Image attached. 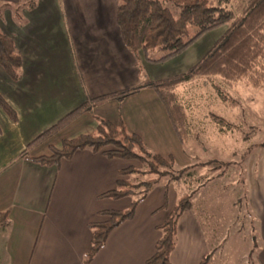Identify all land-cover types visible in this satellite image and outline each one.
<instances>
[{
	"label": "crops",
	"instance_id": "1",
	"mask_svg": "<svg viewBox=\"0 0 264 264\" xmlns=\"http://www.w3.org/2000/svg\"><path fill=\"white\" fill-rule=\"evenodd\" d=\"M31 1L34 4L28 7ZM117 2L0 0V30L13 40L21 58L17 81L10 80L0 66V96L16 118L9 120L0 107V221L25 230L31 218L38 220L26 264H83L91 240L88 223L106 219L101 211L124 209L130 203V197L115 199L103 193L115 187L118 171L132 165V160L109 158L89 148L76 150L57 164L36 163L20 156L39 133L85 99L141 83L116 24ZM15 9L20 17L14 16ZM181 55L183 52L165 64L174 62L175 67ZM141 62L151 78L149 73L154 69L148 72L150 64ZM151 92L139 88L124 98L148 96L155 103L150 105L151 115L147 110L136 111L145 132L134 133L155 153L171 155L174 164L172 152L163 154L159 149L171 142L177 143L178 150L181 143L161 101ZM152 116L160 118L159 127H147V117ZM94 126L78 134L89 133ZM39 152L35 149L25 155ZM184 159L181 157L177 165L187 166L189 160ZM256 166L248 161L244 181L252 233L258 241L254 244L255 258L264 264V158ZM173 184L165 189L163 183L154 184L136 204L132 217L108 232L87 264H146L159 237L156 226L179 197ZM204 259L205 264L217 260L212 257L191 201V207L177 219L169 263L200 264Z\"/></svg>",
	"mask_w": 264,
	"mask_h": 264
},
{
	"label": "trees",
	"instance_id": "2",
	"mask_svg": "<svg viewBox=\"0 0 264 264\" xmlns=\"http://www.w3.org/2000/svg\"><path fill=\"white\" fill-rule=\"evenodd\" d=\"M33 4L31 1L28 7ZM13 14L16 18L20 17L17 9ZM115 20L122 42L134 59L141 83L85 99L39 133L20 153V156L36 163L57 164L61 159L69 158L74 151L89 148L109 158L136 160L141 165L140 169L132 166L120 169L115 187L103 193V196L115 199L130 197V203L124 209L101 211L100 214L106 219L88 223L91 240L83 264H87L101 248L111 229L132 217L136 204L154 184L161 181V176L168 175V169H173V158L171 155L162 156L146 151L140 136L126 129L121 119L111 122L98 117L92 131L61 138L56 147L48 143L47 152L26 156L31 146L49 140L66 122L89 111L94 105L108 100L121 101L139 88H149L157 95L179 143L183 144L188 130V112L191 111H188L190 108L186 110V101L183 103L178 98L176 90L180 84L205 78L222 103H226V98L219 86L213 83L215 78L227 86L243 81L253 88H264V0H118ZM221 26L224 28L212 44L185 70L157 80L146 76L141 60L149 64H162L180 55L205 33ZM0 66L10 80L20 78V55L13 40L1 30ZM0 107L9 120H16L14 111L1 96ZM205 115L220 132H225V126L231 125L211 112ZM146 174L151 177L131 183V175ZM173 181L167 179L163 182L164 189ZM190 207L188 195L177 198L164 221L156 226L159 237L146 264H170L169 254L175 243L177 219L183 210ZM205 262L206 259L200 264Z\"/></svg>",
	"mask_w": 264,
	"mask_h": 264
},
{
	"label": "rangeland",
	"instance_id": "3",
	"mask_svg": "<svg viewBox=\"0 0 264 264\" xmlns=\"http://www.w3.org/2000/svg\"><path fill=\"white\" fill-rule=\"evenodd\" d=\"M223 28H214L199 37L184 50L175 67L172 66L174 62L150 64L148 72L154 69L152 74L149 73L150 79L157 80L185 70L212 44ZM205 80L196 78L180 84L176 90L179 100L186 101V110L190 108L188 111H191L188 112L186 141L178 150H175L177 143L168 142L166 147H160L159 151L163 154L172 152L174 164L173 169H168V175L161 176L159 183L167 179L174 180L172 183L177 196H189L212 257L217 259L213 264H259L255 258L257 251L254 245L258 241L252 233L244 178L248 161H252L255 168L257 161L264 158V88H253L243 81L227 86L215 78L213 83L219 86L221 94L226 98V103H222L215 96L209 81ZM148 98L142 96L119 102L108 100L94 105L89 111L66 122L61 132L49 139L50 142L41 141L31 146L30 151L38 149L39 153L47 152L48 143L56 147L65 136L91 130L96 117L111 122L122 119L129 131L145 132V129L142 130L143 119H137L135 115L136 111L147 110L149 113L152 110L150 105L155 103ZM157 109L160 110V106ZM206 112L221 117L231 125L225 126V132H220L209 116L205 115ZM147 119V127L151 124L153 128L159 127L160 118L152 116ZM144 146L146 151L154 152L153 147ZM181 157L189 160L187 166L177 165L176 162L182 161ZM130 166L138 169L141 167L136 160H132ZM150 177L147 174L131 175L130 180L136 183ZM5 222L0 221V264H26L38 220L31 218L25 230L16 229L15 223Z\"/></svg>",
	"mask_w": 264,
	"mask_h": 264
}]
</instances>
